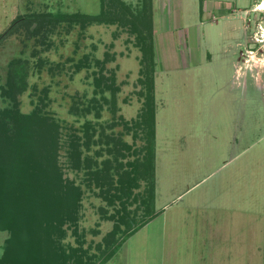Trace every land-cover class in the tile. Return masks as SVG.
Here are the masks:
<instances>
[{
	"label": "rangeland",
	"instance_id": "1",
	"mask_svg": "<svg viewBox=\"0 0 264 264\" xmlns=\"http://www.w3.org/2000/svg\"><path fill=\"white\" fill-rule=\"evenodd\" d=\"M122 1L135 13L141 6L140 0ZM263 2L152 0L156 138L151 194L150 164L149 170L144 166L148 129L136 126L149 107L137 33L117 23L82 28L77 22H44L34 35L38 24L21 18L98 15L100 0H0V109L13 105L4 95L10 64L28 61L29 87L18 96L20 109L30 113L45 106L61 125L62 168L84 191L78 227H64L61 243L67 251L79 250L83 259L87 252L91 264H264L261 242L249 234L259 221L250 218L251 205L264 204V141H259L264 135V10L256 11ZM102 77L100 91L96 79ZM106 84L116 89L115 98ZM87 125L95 130V143L85 156L100 167L111 161L115 185L119 175L109 149L118 142L132 146L121 148L125 156L118 157L120 174L139 175L131 195L123 198L126 212L101 193L109 189V179L101 191L84 172L69 169V140L83 136ZM148 209L155 212L152 219L145 216ZM122 215L135 224L146 222L126 241ZM9 236L0 231V258ZM107 240L122 245L108 261L113 246L107 248Z\"/></svg>",
	"mask_w": 264,
	"mask_h": 264
},
{
	"label": "trees",
	"instance_id": "2",
	"mask_svg": "<svg viewBox=\"0 0 264 264\" xmlns=\"http://www.w3.org/2000/svg\"><path fill=\"white\" fill-rule=\"evenodd\" d=\"M101 12L98 15H87L82 13H57L49 15L31 16L21 18V21L37 23L32 33L37 35L43 29L41 24L45 22L54 26L58 22L80 23L82 28L93 23L119 24L131 28L130 32L137 33L138 44L143 51V64L148 80V109L142 115L141 122L136 123L137 128H144L148 135V156L145 158V170L150 172V191L155 189V138L154 127V96L153 76L155 54L153 49V5L152 0H140V8L135 13L129 5L122 0H100ZM42 20V21H39ZM19 21V20H18ZM40 24H39V23ZM29 62L15 60L10 64L7 89L4 95L8 96L13 105L0 109V231L9 232L6 240L3 256L0 264H91L92 259L77 256L78 251L62 246V240L66 237L64 227H78L79 213L82 209V198L84 191L81 186L65 176L60 162L61 125L45 112V106H36L30 113H23L20 109L18 96L28 89ZM101 79H96L97 87L103 91ZM147 85V84H146ZM111 89L112 97L115 98L116 89L106 84ZM43 103V102H42ZM114 99L112 104L114 105ZM87 112L89 109L86 110ZM99 115V114H97ZM95 130L91 125L84 128L83 136L73 135L69 140L68 157L69 169L84 172L88 176L89 183L103 190L107 178L109 189L101 192L108 195L110 205L119 202L122 212H126L128 202L123 201L125 196H130L132 188L137 186L139 175L132 176L130 172L119 173L123 164L118 157H124L121 150H131L132 146L120 143L114 144V150L109 153L114 156L117 163L115 171L119 175L117 185L110 176L109 169L113 168L111 161H106L100 167L98 162L88 156L94 142ZM99 143L101 139L98 140ZM98 155H101L99 153ZM147 164L150 167L147 168ZM96 169L93 170L92 166ZM106 165H108L106 167ZM138 166V164H136ZM143 165V164H142ZM147 168V169H146ZM118 169V170H117ZM140 174V169L135 171ZM112 181V182H111ZM112 191H114L112 193ZM155 212L148 209L146 217L153 218ZM122 224L126 225L127 235L125 241L145 226L146 222L135 224L133 220H126V216L120 217ZM120 226H116V232ZM81 238L82 235L74 231ZM113 237V234L111 235ZM84 237V236H82ZM78 240L82 245L83 241ZM108 242L107 248H113L105 254L106 261L110 260L122 246L117 240ZM73 252V253H72ZM104 255V256H105ZM71 262V263H70Z\"/></svg>",
	"mask_w": 264,
	"mask_h": 264
},
{
	"label": "crops",
	"instance_id": "3",
	"mask_svg": "<svg viewBox=\"0 0 264 264\" xmlns=\"http://www.w3.org/2000/svg\"><path fill=\"white\" fill-rule=\"evenodd\" d=\"M260 139L261 140L259 141L261 142L262 140L264 141V135ZM250 209H252L255 213L254 215L251 214L252 216L250 218H252L253 220H259V221L253 222V227L251 228V232H249V234L251 233L254 236H256L254 238L255 242L257 243L259 241L261 242L260 247H261V250H263L264 252V204L261 205V208L257 205H254V206L251 205ZM260 247H257V248H260Z\"/></svg>",
	"mask_w": 264,
	"mask_h": 264
},
{
	"label": "bare ground",
	"instance_id": "4",
	"mask_svg": "<svg viewBox=\"0 0 264 264\" xmlns=\"http://www.w3.org/2000/svg\"><path fill=\"white\" fill-rule=\"evenodd\" d=\"M262 10H264V2L263 4H261L260 6L256 8V11H262Z\"/></svg>",
	"mask_w": 264,
	"mask_h": 264
}]
</instances>
